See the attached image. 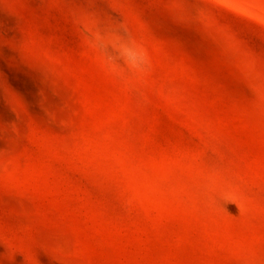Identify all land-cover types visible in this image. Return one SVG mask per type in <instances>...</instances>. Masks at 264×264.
<instances>
[{"label": "rangeland", "instance_id": "rangeland-1", "mask_svg": "<svg viewBox=\"0 0 264 264\" xmlns=\"http://www.w3.org/2000/svg\"><path fill=\"white\" fill-rule=\"evenodd\" d=\"M0 264H264V0H0Z\"/></svg>", "mask_w": 264, "mask_h": 264}]
</instances>
